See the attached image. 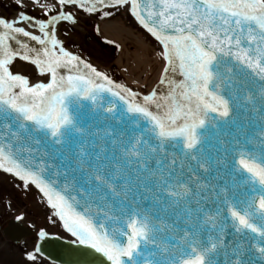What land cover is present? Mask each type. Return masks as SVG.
Listing matches in <instances>:
<instances>
[{
    "label": "snow or ice",
    "instance_id": "snow-or-ice-1",
    "mask_svg": "<svg viewBox=\"0 0 264 264\" xmlns=\"http://www.w3.org/2000/svg\"><path fill=\"white\" fill-rule=\"evenodd\" d=\"M12 4L0 173L66 234L40 228L26 264H264V0ZM120 16L159 62L137 88L65 39Z\"/></svg>",
    "mask_w": 264,
    "mask_h": 264
},
{
    "label": "rangeland",
    "instance_id": "rangeland-1",
    "mask_svg": "<svg viewBox=\"0 0 264 264\" xmlns=\"http://www.w3.org/2000/svg\"><path fill=\"white\" fill-rule=\"evenodd\" d=\"M0 15L12 16V12L15 9L7 8L0 4ZM121 17L117 22L120 24H127V21ZM83 27L77 28L75 31H69L66 40L73 41V49L79 50L87 55V58L95 64L97 67H104L106 70L110 71L114 78L121 81H128L132 79L139 78L144 74L145 68V58L136 59L135 51L136 48L135 41H130L126 43L125 49L129 53L130 57H124L122 65L116 63L119 57L125 54V50H122V46L119 48L115 44H108L104 41V33H96L94 31V20L85 21ZM128 25V24H127ZM83 29V30H82ZM151 57V53H147L146 57ZM139 60V61H138ZM155 67L154 63L151 68ZM157 67V66H156ZM117 68V72L115 69ZM127 68L128 71H123ZM18 69L21 71H28V68L21 64L18 65ZM31 75V73H29ZM155 76V73H153ZM149 77V75L147 76ZM150 78V77H149ZM147 79L150 81V79ZM128 83V82H127ZM4 186H5V215L6 220L11 219L14 214L24 215V220L22 221L26 226L32 228L37 236L40 228H45L49 233L59 234L65 236L66 234L60 229L58 225H53L49 222L50 211L48 207L41 202V196L35 189L29 190L27 193L18 192L13 187V181L7 175L4 176ZM23 194H26L25 196ZM21 195V197H20ZM22 199V200H21ZM11 201V207L9 208L6 201ZM5 251L0 258V264H26L23 252L25 249L31 250L34 247L29 241H25L20 247H16L11 244L8 240L5 243ZM42 264H50L49 262H42Z\"/></svg>",
    "mask_w": 264,
    "mask_h": 264
},
{
    "label": "water",
    "instance_id": "water-1",
    "mask_svg": "<svg viewBox=\"0 0 264 264\" xmlns=\"http://www.w3.org/2000/svg\"><path fill=\"white\" fill-rule=\"evenodd\" d=\"M5 235L14 243L20 244L22 243L26 238H30L34 235V232L30 229L23 226L19 221H11L9 222L6 230ZM60 243V242H57ZM63 243H66L64 241ZM46 255H47V245H45ZM57 258V252L52 251V255L50 259H47L48 261L54 260Z\"/></svg>",
    "mask_w": 264,
    "mask_h": 264
},
{
    "label": "flooded vegetation",
    "instance_id": "flooded-vegetation-1",
    "mask_svg": "<svg viewBox=\"0 0 264 264\" xmlns=\"http://www.w3.org/2000/svg\"><path fill=\"white\" fill-rule=\"evenodd\" d=\"M5 186H4V173H0V258L2 254H4L5 251V243L7 241V238L5 236V229L7 226V220L5 215ZM16 214L13 215L15 217ZM31 242L32 244L35 243V239H29L27 240ZM11 243V242H10ZM13 244V243H11ZM14 245V244H13ZM16 247H20V245H14Z\"/></svg>",
    "mask_w": 264,
    "mask_h": 264
},
{
    "label": "bare ground",
    "instance_id": "bare-ground-1",
    "mask_svg": "<svg viewBox=\"0 0 264 264\" xmlns=\"http://www.w3.org/2000/svg\"><path fill=\"white\" fill-rule=\"evenodd\" d=\"M107 35H111V36H113V37H116V39H118V40H122V42H124L125 40H128V41H130V39H128V37L127 36H124V35H122V31H123V29L117 24V23H114V22H112V21H108V22H106L105 24H104V26H103V29H102ZM130 37L132 36V33H127ZM111 36H109V37H111ZM112 37V38H113ZM125 45H126V43H124ZM135 45L138 47L137 49V51H135V57H136V59H143V58H145V61L144 62H146V60H147V58H146V47H141L140 45H139V43L138 42H135ZM145 53V55H144V53ZM139 61V60H138Z\"/></svg>",
    "mask_w": 264,
    "mask_h": 264
},
{
    "label": "built area",
    "instance_id": "built-area-1",
    "mask_svg": "<svg viewBox=\"0 0 264 264\" xmlns=\"http://www.w3.org/2000/svg\"><path fill=\"white\" fill-rule=\"evenodd\" d=\"M125 19L124 20H126L127 21V18L126 17H124ZM117 19H120L119 17L117 18ZM128 24V25H127ZM127 24L125 25V24H123L122 23V25H124L125 27H126V29H127V33H132V38L136 41V42H138L139 41V39H140V37L137 35V33L134 31V29H132L131 28V25H130V22L129 21H127ZM128 35V34H127ZM129 36V35H128ZM154 63H156L157 64V60H155V62Z\"/></svg>",
    "mask_w": 264,
    "mask_h": 264
}]
</instances>
